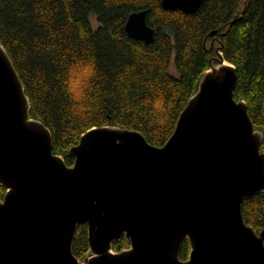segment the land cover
Listing matches in <instances>:
<instances>
[{
    "label": "water",
    "instance_id": "obj_1",
    "mask_svg": "<svg viewBox=\"0 0 264 264\" xmlns=\"http://www.w3.org/2000/svg\"><path fill=\"white\" fill-rule=\"evenodd\" d=\"M203 2L161 1L187 13ZM147 16L133 11L125 24L145 43L156 34ZM221 47L164 145L139 130L92 127L69 148L68 165L50 129L31 116L0 41V264H264V227L256 232L242 212L245 198L264 191L263 132L235 98L237 69ZM81 223L91 251L83 262L72 249ZM123 235L130 247L114 251Z\"/></svg>",
    "mask_w": 264,
    "mask_h": 264
},
{
    "label": "trees",
    "instance_id": "obj_2",
    "mask_svg": "<svg viewBox=\"0 0 264 264\" xmlns=\"http://www.w3.org/2000/svg\"><path fill=\"white\" fill-rule=\"evenodd\" d=\"M161 1L0 0V41L24 84L30 114L50 129L54 151L68 165L75 161L69 148L92 127L139 130L150 143L164 145L217 45L237 69L234 95L247 102L264 151V0H204L193 13L166 9ZM143 9L156 28L149 43L125 28L129 14ZM82 64L93 68L87 79L76 74ZM5 193L0 183V201ZM242 212L259 232L264 191L245 198ZM129 244L123 237L112 247L121 251ZM72 249L79 259L89 253L87 223L77 226ZM190 249L184 240L179 257L186 260Z\"/></svg>",
    "mask_w": 264,
    "mask_h": 264
},
{
    "label": "clouds",
    "instance_id": "obj_3",
    "mask_svg": "<svg viewBox=\"0 0 264 264\" xmlns=\"http://www.w3.org/2000/svg\"><path fill=\"white\" fill-rule=\"evenodd\" d=\"M75 71V69H73ZM93 72V68L90 64H82L79 71L76 73L78 78L87 79Z\"/></svg>",
    "mask_w": 264,
    "mask_h": 264
},
{
    "label": "flooded vegetation",
    "instance_id": "obj_4",
    "mask_svg": "<svg viewBox=\"0 0 264 264\" xmlns=\"http://www.w3.org/2000/svg\"><path fill=\"white\" fill-rule=\"evenodd\" d=\"M88 234H89V231H88ZM123 237H126V236H125V235H123V236H122V238H123ZM120 239H121V238H120ZM128 240H129V239H128ZM129 242H130V240H129ZM89 246H90V245H89ZM128 247H130V244H129V246H128ZM128 247H126V248H128ZM124 249H125V248H124ZM90 252H91V251H89V253H88L87 255H89V254H90ZM179 252H180V251H179ZM79 260H80V262H83V261L85 260V257H84L83 259H79Z\"/></svg>",
    "mask_w": 264,
    "mask_h": 264
},
{
    "label": "rangeland",
    "instance_id": "obj_5",
    "mask_svg": "<svg viewBox=\"0 0 264 264\" xmlns=\"http://www.w3.org/2000/svg\"><path fill=\"white\" fill-rule=\"evenodd\" d=\"M92 22H93V24H94L95 26L97 25V22H96L95 17L92 18ZM172 71H173L174 73H176V72H175V69H174V66H172Z\"/></svg>",
    "mask_w": 264,
    "mask_h": 264
}]
</instances>
